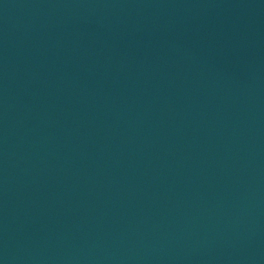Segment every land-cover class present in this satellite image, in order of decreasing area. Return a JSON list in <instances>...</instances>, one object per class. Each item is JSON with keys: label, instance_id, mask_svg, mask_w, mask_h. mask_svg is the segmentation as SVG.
<instances>
[{"label": "water", "instance_id": "obj_1", "mask_svg": "<svg viewBox=\"0 0 264 264\" xmlns=\"http://www.w3.org/2000/svg\"><path fill=\"white\" fill-rule=\"evenodd\" d=\"M0 264H264V0H0Z\"/></svg>", "mask_w": 264, "mask_h": 264}]
</instances>
